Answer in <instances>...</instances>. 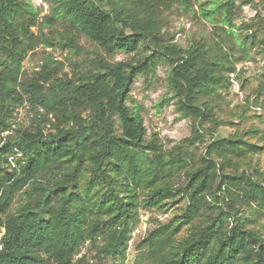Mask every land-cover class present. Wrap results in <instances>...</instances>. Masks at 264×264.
Here are the masks:
<instances>
[{"label": "trees", "instance_id": "1", "mask_svg": "<svg viewBox=\"0 0 264 264\" xmlns=\"http://www.w3.org/2000/svg\"><path fill=\"white\" fill-rule=\"evenodd\" d=\"M44 1L51 15L40 25L63 28L69 45L62 48L85 39L114 54L137 51L145 41L152 54L134 65L111 64L96 52L93 68L73 64L74 78L66 81L49 58L22 81L28 54L57 45L43 31L34 33L40 11L30 0H0V264H85L76 257L98 240L99 262L118 264L140 211L162 210L180 198L186 208L140 241L138 250L147 251L136 264H264V232L245 209H264V181L236 169L264 147L238 137L217 140L176 189L170 183L183 160L146 142L140 107L128 105L133 79L170 60L178 111L195 119V138L205 141V125L216 122L211 104L229 83L230 55L217 41L187 49L167 43L159 14L174 5L191 10L199 0ZM235 8L233 0H215L201 14L220 19L230 33ZM25 105L29 126L14 131L15 111ZM8 132L15 133L3 137ZM203 209L207 214L195 225Z\"/></svg>", "mask_w": 264, "mask_h": 264}, {"label": "rangeland", "instance_id": "2", "mask_svg": "<svg viewBox=\"0 0 264 264\" xmlns=\"http://www.w3.org/2000/svg\"><path fill=\"white\" fill-rule=\"evenodd\" d=\"M30 1L40 11V21L38 26L33 28L34 33L38 35L43 31L57 46L48 48L39 45L30 52L23 64L22 81L30 80L49 58L59 64L58 78L66 81L74 78L73 64H78L79 69L93 68L96 52L104 61L111 64L130 62L134 65H139V61L152 54L145 41L141 42L137 51H118L114 54L102 47L96 49L85 39H76L78 47L62 48L65 44L69 45L66 41L69 36L63 28L57 26L49 29L40 25L45 22L44 17L51 15L50 5L44 0ZM213 1L215 0L196 1L188 11L174 5L162 7L159 12L162 19L161 35L167 43L187 49L191 43L212 46L217 41L230 55L232 70L227 73L229 83L218 92L216 103L211 104L216 105L214 109L216 122L205 125V128L209 129L205 141L195 138L194 129L198 127L195 119L178 111L177 99L169 89L168 76L172 64L170 60L158 61L153 70L139 74L133 79L129 90L128 105L140 107L147 128L146 142L153 140L159 144L166 157L183 160L182 166L170 183L176 189L187 184V175L200 166V156L206 154L207 146L217 140L238 137L264 147V0H233L236 12L233 19L234 28L230 33L226 32L227 27L220 19L209 20L201 14L202 10L211 7ZM14 117L12 120L14 131L16 128L29 126L31 113L28 106L18 107ZM117 129L120 130L119 124ZM12 133L15 132L5 133L3 137ZM236 169L238 174L244 172L256 181H264V149L260 154L250 156ZM227 173L234 172L227 170ZM179 198L180 196L177 200ZM180 199L174 206L169 204L167 206L169 209L164 207L162 210L140 211L141 217L136 228L141 227V233L131 246L128 244L125 257L121 255L117 257L118 264H136L140 255L147 251L138 250L137 245L140 241L186 208L187 199ZM245 209L252 214L251 219H256L253 227L264 232V209L257 205ZM209 212L214 213L215 210L211 209ZM201 214L203 216L195 219V225L201 224L207 212L203 209ZM188 227H185L181 234L184 235ZM101 244L100 240L96 245L87 242L76 259L85 257V264H107L108 259L103 263L99 262L98 247Z\"/></svg>", "mask_w": 264, "mask_h": 264}, {"label": "built area", "instance_id": "3", "mask_svg": "<svg viewBox=\"0 0 264 264\" xmlns=\"http://www.w3.org/2000/svg\"><path fill=\"white\" fill-rule=\"evenodd\" d=\"M141 233V227L140 228H136L132 231L131 233V238L128 242V244L131 246L132 243L134 242V240L136 239V237Z\"/></svg>", "mask_w": 264, "mask_h": 264}]
</instances>
